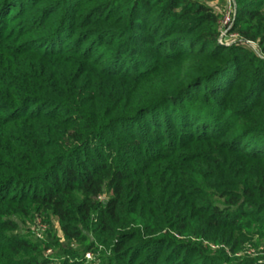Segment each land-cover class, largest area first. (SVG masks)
<instances>
[{"label":"trees","instance_id":"1","mask_svg":"<svg viewBox=\"0 0 264 264\" xmlns=\"http://www.w3.org/2000/svg\"><path fill=\"white\" fill-rule=\"evenodd\" d=\"M208 1L0 0V264H264V7Z\"/></svg>","mask_w":264,"mask_h":264},{"label":"rangeland","instance_id":"2","mask_svg":"<svg viewBox=\"0 0 264 264\" xmlns=\"http://www.w3.org/2000/svg\"><path fill=\"white\" fill-rule=\"evenodd\" d=\"M257 1L261 4L262 7H264V0ZM208 4L219 15L220 42L229 45L237 40L243 39L242 35L237 30L233 29L237 14V0H213L208 1ZM243 25L244 23L241 24V26ZM250 45L251 48L259 51L257 43L250 42ZM15 220L18 221L19 233L21 235H25L34 242H39V239H45L47 237L50 238V233L48 234V231L50 230L51 237L55 236L60 239L61 242L66 243L67 238H65V234L62 230V222L54 215L44 217L43 215L35 214L34 216H27L22 219L15 217ZM254 240L262 241L263 239L259 236H256ZM75 243L73 242L72 244H75L74 248L77 251L82 252V250L85 249L84 246L80 245L78 242ZM247 247L250 248L251 252H254L256 250V247H253L252 243H248ZM261 247L262 245L260 246V249ZM217 248H219L218 245H212V249ZM101 249L103 248L100 247V250ZM100 250H98L97 252L95 250L86 252L83 264H102ZM60 252L61 250L59 249V247L46 250L47 255H54L56 253L59 254ZM68 259L70 262L73 260L72 257Z\"/></svg>","mask_w":264,"mask_h":264}]
</instances>
